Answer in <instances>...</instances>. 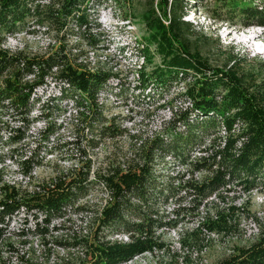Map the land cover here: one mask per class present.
<instances>
[{"label":"trees","instance_id":"trees-1","mask_svg":"<svg viewBox=\"0 0 264 264\" xmlns=\"http://www.w3.org/2000/svg\"><path fill=\"white\" fill-rule=\"evenodd\" d=\"M103 1L0 0V144L5 148L11 146V152L27 139L30 125L43 116L30 117L35 102L41 107L40 113L46 111L41 121L44 129L36 132L44 145L37 143L16 159L21 175L27 178L34 167L42 164L40 152L52 154L47 142L58 128L55 122L46 119L55 107L54 98L46 97L45 102L39 103L37 95V89L43 90L48 80L55 76L58 99L77 107L87 106L88 113L82 114L81 122L87 125L88 131L93 130L91 120L104 119L99 114L96 97L108 86L109 79L117 78L116 73L103 66L88 69L78 60L76 51L72 54L73 48L61 39L70 33L92 48L100 47L95 12ZM214 3L231 13L217 18L232 22L235 17L243 27L259 25L264 34V0H215ZM190 8L188 0H145L135 15L146 31L143 38L146 46L141 53L150 65L147 72L141 71L139 86L154 78L167 92L173 83H182L185 90L174 97H189L192 105L175 113L167 135L156 136L141 146L136 152L138 161L123 168L113 163L103 169L91 168V160L85 159L80 168L55 174L49 182L37 185L30 192L0 177V237L3 224L16 217L21 209L36 218L31 229L25 227L18 233L28 235L30 231L47 237L51 230H58L51 222L52 217L64 216L67 209L76 212L85 209L86 206L78 203L88 195L93 184L103 181L112 198L102 207L101 214L97 210L89 234L79 236L72 232L64 241L54 240L64 247L82 245L83 255L66 258L58 264H119L143 251L165 248L166 243L157 230L176 226L177 220L162 217L169 214H159L156 200L166 201L170 194L183 192L185 196L175 197L173 211L178 215L189 209L197 210L212 195H220V190L229 191L233 183L245 193L264 185V61L252 65L244 56L229 54L223 65L211 66L197 44L189 39L188 34L193 31L190 21L184 17ZM29 22L60 32L61 38L54 49L41 55H26L22 50L2 47L6 36L23 32ZM75 45L74 49H79L80 44ZM5 115H11L15 125L6 123ZM88 116H91L89 122ZM110 120L99 127L100 135L114 136L122 132L113 118ZM176 122L183 127L177 128ZM209 129L214 136L208 138L206 145L198 147L202 153L192 159V145H201ZM86 141L94 140L86 138ZM166 156L184 171L174 170L164 181L155 161ZM3 161L0 156V168ZM187 197V205L181 203ZM228 209L232 212L236 208L232 205ZM230 218L231 213L216 210L199 224L216 234L227 233L233 227L228 223ZM107 229L111 233L126 232L128 240L109 238L104 234ZM19 261L16 264H38L21 255ZM215 264H264V225L248 246H234L229 255Z\"/></svg>","mask_w":264,"mask_h":264},{"label":"rangeland","instance_id":"rangeland-1","mask_svg":"<svg viewBox=\"0 0 264 264\" xmlns=\"http://www.w3.org/2000/svg\"><path fill=\"white\" fill-rule=\"evenodd\" d=\"M144 1L109 0L107 1L108 11L98 10V12H95L97 17L95 23L100 24L97 33L100 47L92 48L90 45L84 44L80 38L70 35V33L61 38L60 32L56 33L54 29L32 22L25 25L23 32L5 37L2 47H6L11 51L19 49L26 55H41L46 51H51L58 43V38L64 39L63 41L73 48L71 53L75 54L76 51L78 60L86 66H93V63L105 65V62H108V66H113L119 78L121 77L120 89H122L119 100L115 102L108 97L103 101V103L107 102V105L104 104L106 107L98 110L104 118L98 119L99 122L101 120L104 123H106L105 120L109 122L115 116V124L122 132L114 136L100 135L99 126L94 124L92 131H85L86 124H84V136H82L80 134L83 130H80L82 127L79 123L83 119L82 114L85 109L76 108L70 101L66 102L58 99V86L54 85L55 76L54 79L48 80L43 90L37 89V95L40 97L39 103H42V100L45 102L46 97L54 98L53 104H55V107L52 108L51 114H47L46 118L55 122L56 127H58L56 133H53L49 138V142H47L52 149V154L45 155L40 152L42 164L34 167L29 178L21 175L16 166V159L21 155H25L37 143L44 145L36 132L44 129V122L41 121L44 119L46 111L40 113L41 107L35 102V110L30 113V117L39 116L40 114L43 116L38 119L39 121H35L30 125L27 139L21 141L11 152V146L5 148L0 144V156L4 159L0 168V177L6 182L18 185L21 190L30 192L37 185L49 182L55 174L69 171L71 166L73 167L85 159H90L91 164L93 163L96 168L100 169L106 167L108 163L123 168L129 163L138 161L140 157L136 155L138 151L136 150L135 139L130 133L137 130V128H149L152 121H155V117H159L164 113L167 115L169 112V110L166 111L167 103L171 108L179 106L170 98L167 99L168 102L165 100L163 103L155 101L158 99L157 97L147 101L145 93H143L144 95L137 91L131 93L129 89L131 59L121 55V53L127 55L129 51L118 50L119 46L124 45L129 37L121 34L122 28H120L121 24L119 22L130 20L133 27L131 37L134 38L135 36L137 39L141 37L143 40L146 31L141 19L137 18L135 13L138 14L141 11ZM214 2L215 0H188L191 8L184 18L190 21L193 31L189 32L188 35L190 41L199 47L201 55L208 59L211 66L223 65L224 62H227L229 54L244 56L252 65H258L259 60L264 61V34L261 29V32H251L250 29L247 30L239 24L235 17L232 18V22L228 19L221 20L217 18L230 16L231 13L223 7L217 6ZM244 2H248V0H244ZM116 23L119 25L110 27V25ZM226 25L228 27L223 28ZM245 36L251 38L245 40L243 39ZM76 43L80 44V50L78 48L74 49ZM261 47L263 48L261 49ZM91 49L93 51H90ZM147 64L146 67L150 68L149 63ZM163 105L165 111L161 110ZM8 113L10 112L8 111ZM11 118V115H5L6 123L13 126L15 123ZM205 132H207V135L201 145H192L190 157L191 155H198L200 149L198 147L206 145L208 138L214 136L211 129ZM85 136L94 141L91 143L86 141ZM80 150L84 153H81ZM155 163L157 168L161 169V180L164 181H167L166 176H169L174 170L184 171L181 165L177 164L171 157H166L160 161L156 159ZM201 175L202 173L198 174V178ZM229 189V191L220 190L218 192L220 195H212L197 210L189 209V211H182L178 215H175L173 211L177 203L175 197L185 196L183 192L178 191L174 196L170 194L166 201L163 199L156 200L154 203L156 209L159 210V214H169V217H162H165L166 220L167 218L176 219V226L158 228L157 232L160 239L166 243L165 248L162 250L156 248V251L148 255L142 263L135 262L131 264H215L219 259L229 255L234 246H248L256 239L260 228L264 225V185L257 186L249 193L242 192V188L236 183L231 184ZM104 198V189H101L98 184H93L88 195L81 199V203H78V205L83 204L86 206L85 209L78 212L67 209L64 216H53L51 222L58 230H51L45 238L30 233V231L28 235L18 233L19 230H24L25 227L31 229L33 220L36 218L33 213H27L21 209L16 217L3 224L2 229L4 232L0 237V264L19 263L20 255L24 259L35 261L38 264H58L65 261L66 258L70 259L78 256L80 249H72L70 246L64 247L54 240L64 241L72 235V232H82L84 228L90 231L94 225L95 221L93 219L97 214L98 207L103 203ZM187 201L188 197L183 199L181 203L186 204ZM232 205H235L236 209L231 212L228 206ZM216 210H223L232 214V218L228 220V223L233 226L230 232L216 234L206 230L199 224L207 214L212 215ZM37 217L39 218L40 214H37ZM104 234L109 238L113 235L111 231L109 232V229ZM182 240H185L186 243L183 244Z\"/></svg>","mask_w":264,"mask_h":264},{"label":"built area","instance_id":"built-area-1","mask_svg":"<svg viewBox=\"0 0 264 264\" xmlns=\"http://www.w3.org/2000/svg\"><path fill=\"white\" fill-rule=\"evenodd\" d=\"M107 1L109 0H104L103 3L100 5L98 10H105L108 11L109 6ZM97 10V12H98ZM105 17L107 16L106 14L104 15ZM97 20V17H96ZM109 24V23H108ZM111 24V23H110ZM120 28H122V33L123 35H125L126 37H129L128 39H126L125 44H121L118 48V50H125L126 52L129 51V54H123L121 53L122 56H127L128 58L131 59L130 62V80H128L129 83V89L131 90V93L133 91H137L142 93V95H144L143 93L146 94L147 97V101H150V99H154V98H158L157 102L159 103H163L165 102V100L169 99L172 100L175 103H178L179 106H174L173 108H171L169 106V104L167 103L166 106V111L169 110L168 114L165 115V113L159 117H155V121H152V124L150 125L149 128H142V129H138L135 131H132L130 134L134 136L135 139V146H136V150L138 151V149L141 148V146L145 145L147 142H150L151 140H153V138H155L156 136H163V135H167L166 131L168 130V128L170 127V123L172 120H174V115L177 112H181L180 110H184L187 107H190L192 105V102L190 101L189 97H174L179 93H182L185 88L183 87L182 83H173L170 87V89H168V91H165V88L163 85H161V83H156L154 81V78H150L148 81H146L143 85L139 86V81L138 79L140 78V74L141 71L143 70L144 72L147 70V58L145 57V55L143 53H141V50H143V48L146 46L145 42L142 40L141 37H138V39L134 36V38H132L131 33L132 32V22L130 20H125L122 21L121 23L119 22ZM119 24H114V25H110V27H116ZM100 27V24H99ZM108 49H110V47H108ZM90 51H93V49H91ZM117 53V52H116ZM107 63V64H106ZM93 66H87L88 69H95L98 66H103L108 68L109 70H111L113 73H116L117 78L115 79H109L108 81V86L105 88L104 91H101L100 93H98L97 97H96V103L97 105H99V109H102L103 107H106V103H103L104 100L108 99V97H110L113 101H117L119 100V95L121 94L122 89L121 88V83H120V79L119 78L117 72L115 71V68H113V66L109 65L108 66V62H105V65L102 64H97V63H93ZM144 101V100H143ZM169 100H167L168 102ZM171 101V102H172ZM85 104H88V101L85 102ZM106 104V105H104ZM83 109H85L86 114L88 113V110L86 108H84V106H79ZM76 106V108H79ZM162 111H165V107L164 105L161 107ZM172 109V110H171ZM84 111V112H85ZM179 116V115H177ZM91 116L87 118V122H89L91 119ZM114 121L115 120V116L112 117ZM132 120V119H131ZM81 121V120H80ZM91 122L94 124H96L97 126H102V125H107V121L106 123L104 122H99L96 120H91ZM177 124V128H181L183 126H181L180 122H176ZM79 124H82V122H80ZM78 124V125H79ZM84 124L81 125V127H83ZM87 125L85 127V131H87ZM82 130H84V128H82ZM84 132V131H83ZM222 132V131H221ZM224 134V132H222ZM129 134V135H130ZM86 135V134H85ZM86 138L90 139L88 136H86ZM92 140V139H91ZM201 150L199 149L198 151V155H191V158H195L198 157L199 154H201ZM168 157V156H166ZM37 167V166H36ZM96 167L94 166V164H91V168ZM125 167V166H123ZM80 168V163L75 165V166H71V169H77ZM34 170V169H33ZM32 170V171H33ZM98 185L101 187V189H104V194H105V198L103 199V203H101V205L98 207V214L100 213V210L102 209V207L107 204V202L112 198V196H110L109 192L106 190L105 188V183L103 181L98 182ZM79 236H87L89 234V231L84 228L82 230V232H78L77 233ZM124 240H123V239ZM111 239L113 240H117V241H122V242H126V240H128V235L127 233H123V232H116L113 233V235L111 236ZM72 249H80V255H83V247L82 245L76 246V247H71ZM156 251V249L154 250H146L143 251L139 254H136L134 256H132V258L126 260V262L123 263H119V264H131V263H135V262H143L146 257L148 255H151L152 253H154Z\"/></svg>","mask_w":264,"mask_h":264},{"label":"clouds","instance_id":"clouds-1","mask_svg":"<svg viewBox=\"0 0 264 264\" xmlns=\"http://www.w3.org/2000/svg\"><path fill=\"white\" fill-rule=\"evenodd\" d=\"M197 18H198V16H196ZM188 20V19H187ZM226 27H228L227 25L225 26V27H223V28H226ZM247 28V30H249V31H251V32H253V31H260V29H261V31H262V27L261 26H259V25H252V26H247V27H245V29ZM253 28H255V29H253ZM246 31V30H245ZM260 31V32H261ZM255 35V34H254ZM260 52V51H259Z\"/></svg>","mask_w":264,"mask_h":264},{"label":"bare ground","instance_id":"bare-ground-1","mask_svg":"<svg viewBox=\"0 0 264 264\" xmlns=\"http://www.w3.org/2000/svg\"><path fill=\"white\" fill-rule=\"evenodd\" d=\"M247 38H251L250 36H245L243 39L248 40ZM263 47H261L262 49Z\"/></svg>","mask_w":264,"mask_h":264}]
</instances>
